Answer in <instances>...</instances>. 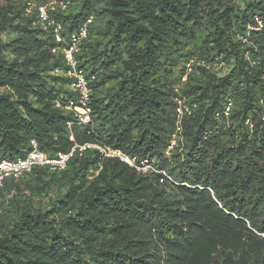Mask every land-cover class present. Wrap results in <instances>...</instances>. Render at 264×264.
I'll return each mask as SVG.
<instances>
[{"label": "trees", "instance_id": "obj_1", "mask_svg": "<svg viewBox=\"0 0 264 264\" xmlns=\"http://www.w3.org/2000/svg\"><path fill=\"white\" fill-rule=\"evenodd\" d=\"M67 2L56 43L0 0V160L74 148L4 181L0 264H264V0Z\"/></svg>", "mask_w": 264, "mask_h": 264}, {"label": "built area", "instance_id": "obj_2", "mask_svg": "<svg viewBox=\"0 0 264 264\" xmlns=\"http://www.w3.org/2000/svg\"><path fill=\"white\" fill-rule=\"evenodd\" d=\"M26 2V13L30 14L33 11L38 13V21L43 26H52L56 43H63L61 37V27L59 24L54 23L51 19V14L57 11H66L68 7L67 0H48L44 4L36 5L29 0H23ZM91 23V18L80 28L77 34L71 35L66 46L60 50L66 66V72L55 71L56 75H65L72 79L70 88L77 93L76 101H70L69 105L65 107V110L73 112L77 119V125H86L90 121L89 110L87 108L90 89L87 86V80L83 76L82 72L77 69L75 60V54L79 51L80 43L87 35V26ZM53 53L56 51L53 50ZM189 68V65H187ZM189 71V69H188ZM59 106V104H57ZM232 104L228 101L224 108L223 116L228 117L231 111ZM71 124L68 123L70 128ZM32 151L24 159L17 161L0 160V190L5 180L9 178H18L24 173L31 171L33 167H47L50 170H62L65 167L67 160L72 156L74 148L68 154H59L56 159H51L47 155L39 152L36 148V143L31 142ZM84 147H80L83 150ZM124 161L132 165L127 159ZM162 182V180H161Z\"/></svg>", "mask_w": 264, "mask_h": 264}, {"label": "rangeland", "instance_id": "obj_3", "mask_svg": "<svg viewBox=\"0 0 264 264\" xmlns=\"http://www.w3.org/2000/svg\"><path fill=\"white\" fill-rule=\"evenodd\" d=\"M111 154H114V153H111Z\"/></svg>", "mask_w": 264, "mask_h": 264}]
</instances>
